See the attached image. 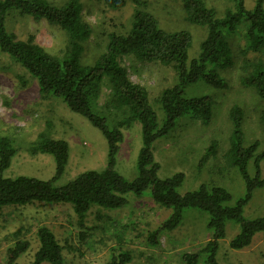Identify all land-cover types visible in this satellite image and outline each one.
<instances>
[{
  "label": "trees",
  "instance_id": "16d2710c",
  "mask_svg": "<svg viewBox=\"0 0 264 264\" xmlns=\"http://www.w3.org/2000/svg\"><path fill=\"white\" fill-rule=\"evenodd\" d=\"M98 1L111 9L122 8L126 4V0ZM231 1L234 8H229L223 16H217L205 0H177L188 21L208 29L199 55L189 61L191 35L184 30L171 32L162 29L158 20L147 11L134 10L128 31L109 33L104 50L89 60L87 50L93 28L84 20L83 5L79 0L63 5L47 0H0V52L20 64L37 80L42 98L61 97L72 111L98 127L108 141L107 164L103 170H87L66 185L57 187L54 182L64 174L69 160L70 147L65 139L41 133L32 144V154L49 153L56 160L55 176L42 180L26 175L4 177L1 174L11 165L17 149L9 136L0 135V216L5 206L10 205L36 201L68 204L80 227L78 246L69 244V248L83 257L104 238L108 228L102 221L111 218L109 214L92 208L99 206L118 210L128 203V194L141 196L149 189L154 203L159 207L172 208V214L146 233L133 223L124 225L120 232H113L114 244L105 264H134L135 251L128 245L134 243L135 238H144L149 246L161 249V234L179 227L187 208L208 213L207 229L212 235L199 250L184 252L180 264H199L203 252L208 253L205 264H221L216 255L219 240L226 236L229 220L240 222V231L231 239L230 246L234 249L251 246L254 236L264 232V217L247 219L244 208L252 199L254 190L264 185L260 168L264 150L257 154L260 140L243 145V107L234 104L230 109L231 140L223 155L226 163L239 169L246 183L245 196L234 204H231L230 191L220 185L203 184L196 190L181 194L178 189L184 182V172L160 177V164L155 160L153 151L155 140L168 135L183 115L191 114L205 124L211 122L214 114L212 96L186 97L185 88L200 79L214 87L225 88L227 80L222 70L239 60L241 83L264 100V0H257L252 9L246 7L245 0ZM14 10L36 20L46 19L54 25L65 37L61 50L47 49L35 40L34 35L18 40L14 34L7 32L6 21ZM250 53H254L255 57L250 58ZM126 56L142 63L158 62L173 68L178 82L163 89L157 98L165 114L162 125L158 122L147 87L131 79L123 63ZM104 88L108 92L101 104ZM259 116L264 133V109ZM134 122L141 123L143 144L137 159L139 175L129 181L115 167L124 139L123 129L131 127ZM210 155L218 156L216 142L210 145L203 160ZM251 164L255 166V175L250 171ZM92 212L95 213L94 224L88 225ZM27 232L29 228L17 229L0 238V246L13 241L5 251L6 264H15L30 247V241L23 236ZM36 234L40 246L32 264H64V245L56 233L49 226L40 225ZM129 236L134 239L128 241ZM147 259V264H163L153 255Z\"/></svg>",
  "mask_w": 264,
  "mask_h": 264
},
{
  "label": "rangeland",
  "instance_id": "374dc122",
  "mask_svg": "<svg viewBox=\"0 0 264 264\" xmlns=\"http://www.w3.org/2000/svg\"><path fill=\"white\" fill-rule=\"evenodd\" d=\"M55 5L67 4L72 0H47ZM83 5V17L92 25L93 34L89 40L87 56L96 58L97 53L105 48L107 36L111 32L126 33L130 27L133 11L140 9L152 14L159 26L166 31H187L191 35L188 49L189 61L200 53L201 43L207 35V27L188 21L182 5L177 0H126L122 8L111 9L98 0H79ZM208 7L214 9L217 16H223L229 8H234L231 0H205ZM257 0H245L248 9L256 5ZM264 6V2H263ZM6 30L18 40H25L34 35L35 40L47 49L61 50L65 37L46 19L36 20L28 14L14 10L7 18ZM255 57L250 53V58ZM133 81L147 87L151 103L157 112L158 122L163 124L165 114L157 98L165 89L178 82L174 70L158 62L142 63L132 56L123 61ZM240 60L235 65L222 70L227 80L225 88H217L202 79L190 83L185 88L186 97L203 94L212 96L214 114L210 123L205 124L191 114L183 115L176 121L175 128L168 134L159 137L153 143L155 160L160 164L158 175L168 177L176 172H184L185 179L178 191L185 194L200 188L201 185H220L232 194L231 204L246 194V183L239 169L224 160V153L229 147L232 122L230 109L238 104L245 110L243 145L260 140L257 154L264 150V133L260 124V111L264 109V100L255 96L251 89L240 81ZM104 88L100 103L106 100ZM111 123V118H109ZM124 139L117 154L116 170L127 180L133 181L139 175L137 159L143 144L140 122L124 128ZM65 139L69 143V160L64 174L55 180L57 187L66 185L82 172L103 170L107 164L108 141L103 132L94 126L86 117L72 111L61 97L42 98L39 85L20 64L8 55L0 52V135L9 136L17 149L11 165L1 174L4 177L20 175L32 176L42 180L52 179L56 174V160L52 154L30 152L31 146L39 134ZM213 142L217 143L218 156L203 157ZM261 176L264 177V158L261 162ZM255 166L250 171L255 175ZM128 203L118 210L94 206L111 218L102 221L108 229L104 238L85 256L70 250L69 244L77 247L80 227L72 207L68 204L40 202L26 205L5 206L0 216V238L17 229L29 228L23 236L30 241V247L20 255L15 264L34 263L35 254L40 242L36 231L40 225L49 226L64 245V264H105L114 244L113 232H120L124 225L131 223L140 227L143 233L165 221L173 209L159 207L152 200L150 190L143 195L128 194ZM88 225L94 224L92 212ZM247 219L264 217V185L257 187L252 199L244 208ZM208 213L187 208L179 227L173 231H164L160 240L161 249L149 246L144 238L129 236L128 246L135 251L134 264H147V257L156 256L163 264H180L181 255L186 251H197L210 239L212 232L207 229ZM240 231V222L229 220L226 223V236L219 240L217 260L221 264H264V232H258L251 246L234 249L231 239ZM103 236V235H102ZM97 238V237H96ZM99 238V237H98ZM104 242V243H103ZM13 244L9 241L0 246V264H6V250ZM206 252L201 254L199 264H205ZM43 264H49L44 262Z\"/></svg>",
  "mask_w": 264,
  "mask_h": 264
}]
</instances>
